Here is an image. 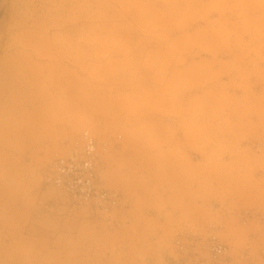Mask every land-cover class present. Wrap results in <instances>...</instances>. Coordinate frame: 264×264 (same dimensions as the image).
I'll list each match as a JSON object with an SVG mask.
<instances>
[{
  "label": "rangeland",
  "instance_id": "rangeland-1",
  "mask_svg": "<svg viewBox=\"0 0 264 264\" xmlns=\"http://www.w3.org/2000/svg\"><path fill=\"white\" fill-rule=\"evenodd\" d=\"M12 1L21 9L9 33H42L44 19L28 17L44 10ZM78 1L83 11L68 0L70 24L103 2ZM186 1L162 31L176 53L164 90L132 95L101 71L88 76L62 147L2 172L0 264H215L203 246L211 235L229 249L221 264H264V0ZM84 131L96 139L99 179L126 203L113 224L44 183Z\"/></svg>",
  "mask_w": 264,
  "mask_h": 264
},
{
  "label": "crops",
  "instance_id": "crops-1",
  "mask_svg": "<svg viewBox=\"0 0 264 264\" xmlns=\"http://www.w3.org/2000/svg\"><path fill=\"white\" fill-rule=\"evenodd\" d=\"M186 3L103 0L95 18L70 24L68 0H33L29 9L42 8L45 16L30 14L28 22L44 19L43 32L9 33L21 6L0 0V177L17 160L20 171L29 170L33 156L62 147L69 105L84 104L88 76L101 71L132 95L164 90L165 78L176 73V53L162 31L168 15V25L179 21L176 11Z\"/></svg>",
  "mask_w": 264,
  "mask_h": 264
},
{
  "label": "built area",
  "instance_id": "built-area-1",
  "mask_svg": "<svg viewBox=\"0 0 264 264\" xmlns=\"http://www.w3.org/2000/svg\"><path fill=\"white\" fill-rule=\"evenodd\" d=\"M94 135L84 131L80 140L63 154L55 155L44 175V183L63 192L72 208L89 209L92 215L109 224H113L114 215L125 208L122 194L106 187L99 179V155ZM209 258L215 264H221L229 258V249L220 243L215 235L203 245ZM177 248L184 258L197 253L194 245L177 242Z\"/></svg>",
  "mask_w": 264,
  "mask_h": 264
}]
</instances>
